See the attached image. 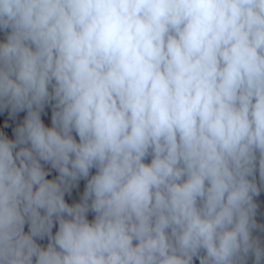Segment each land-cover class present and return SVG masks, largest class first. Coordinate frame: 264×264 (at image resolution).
Wrapping results in <instances>:
<instances>
[{
  "label": "clouds",
  "instance_id": "9594fccd",
  "mask_svg": "<svg viewBox=\"0 0 264 264\" xmlns=\"http://www.w3.org/2000/svg\"><path fill=\"white\" fill-rule=\"evenodd\" d=\"M0 264H264V0H0Z\"/></svg>",
  "mask_w": 264,
  "mask_h": 264
}]
</instances>
